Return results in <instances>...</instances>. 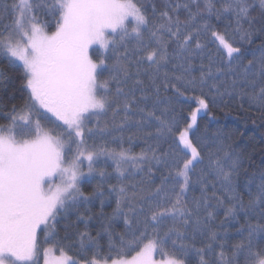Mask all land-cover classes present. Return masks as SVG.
Here are the masks:
<instances>
[{
	"label": "snow or ice",
	"instance_id": "6c2138e0",
	"mask_svg": "<svg viewBox=\"0 0 264 264\" xmlns=\"http://www.w3.org/2000/svg\"><path fill=\"white\" fill-rule=\"evenodd\" d=\"M217 2L185 0L168 4L159 13L153 5L152 15L158 19H150L140 0L0 2V21L10 19L0 31V52L22 66L21 90L26 92L23 105H14L8 123L0 124V264H40L41 250L43 264H189L192 253L199 257V264H210L205 248L184 241L191 229L193 238L197 233L206 235L207 252H213L220 237L205 232L215 214L209 210L212 201L219 206L226 200L231 205L226 216L241 209H264V173L248 205L237 202L235 178L243 167L242 158L225 151L222 144L209 153L207 167L193 179L203 156L191 135L199 113L208 108L204 87L209 81L210 90L219 97L247 98L264 110V50L259 57L247 59L242 46H236L227 33L231 28L241 41L251 42L256 22L252 11L257 5L250 0H219L217 7ZM181 7L187 12L184 20L177 14ZM258 7L264 15V0H258ZM213 16L217 21L229 18L224 32L213 26ZM53 24L54 31H50ZM258 31L264 32V27ZM209 34L211 39L202 43ZM208 44L216 46L220 66L213 71L212 64L206 70L201 64L197 77L192 56ZM225 77L230 83L222 89L221 78ZM3 79L7 78L0 74ZM197 88L200 95H186ZM161 89L195 101L197 107L183 127L171 99H161ZM149 99L151 108L135 107ZM121 109L124 115L115 125L117 130L135 124L137 131H143V126L154 120L156 138L170 141L169 150L160 154L158 147L148 145L132 153L123 147L117 151L106 143L89 144L96 129L109 131L107 124L89 127V121L93 117L99 121L109 111L115 117ZM134 112L140 113L139 119L130 115ZM212 143H217L216 134ZM204 144L207 146V138ZM102 158L115 165L117 183L109 185L116 204L111 218L123 217L132 238L126 239L127 232L120 234L117 247L109 232L110 244L104 252L87 232H81V249L86 237L92 245L90 258L85 254V258L76 259L61 248L60 257L53 260L52 248L41 249L38 229L43 225L47 243V230L55 228L59 213L104 196L103 183L111 174L96 167ZM85 161L87 172L83 171ZM153 164L168 170L155 189L145 191L138 181L125 183L134 171L144 172L145 166L150 180ZM97 174L101 182L86 194L81 190L82 180ZM197 188L200 196L189 198ZM257 232L264 233V225L250 228L247 245L237 244L232 259L220 244L216 253L220 264H233L236 256L245 252V264H264V248L253 250L252 238ZM135 248L139 250L129 256L128 250ZM156 252L163 257L160 262L153 259Z\"/></svg>",
	"mask_w": 264,
	"mask_h": 264
},
{
	"label": "trees",
	"instance_id": "16d2710c",
	"mask_svg": "<svg viewBox=\"0 0 264 264\" xmlns=\"http://www.w3.org/2000/svg\"><path fill=\"white\" fill-rule=\"evenodd\" d=\"M3 2V0H0ZM10 5L12 0H6ZM144 5L150 19H158L152 15L153 5L156 8V12L165 9L168 4L175 5L176 3H183L185 0H140ZM251 3H255L257 6L252 11V16L255 17V24L252 26L253 35L251 42L241 41L239 34L235 33L231 28L227 29L228 38L232 40L236 46H242L246 58L251 59L253 55L259 57L262 50H264V32L258 31L261 27H264V15L258 7V0H250ZM219 7V0L217 2ZM170 10V9H169ZM195 10V9H193ZM179 18L184 20L187 16V12L181 7L178 10ZM42 19H48L42 17ZM10 23V19H4L0 21V31L3 30L4 24ZM211 23L217 30L224 32L226 26L230 23L229 18H224L220 21L215 19V16L211 18ZM245 28L248 25L245 24ZM50 31H54V24L49 28ZM210 34L207 38H202V43H207L210 40ZM131 47V45H129ZM175 47V45H173ZM245 59L244 63L247 62ZM193 63V75L199 77L200 65L203 64L205 70L210 64L213 65V71L215 67L220 66V56L216 52V46L214 44H208L203 51H197L192 56ZM168 70L172 71L171 65L168 66ZM0 74H3L7 79L0 80V124L8 123L7 117L11 114L12 108L15 105L20 108L26 97V92L21 90L22 85V66L13 63L3 52H0ZM147 82L146 76H141ZM223 85L230 83L225 77L221 78ZM218 80L217 83H220ZM212 81L208 82V85L204 87V95L207 98L208 108L202 110L197 118V125L193 129V135L191 138L193 142L201 149L203 156V163L196 166L193 179L200 174L201 169H205L208 165L209 153H214L218 144H222L225 151L232 152L234 155H238L242 158L243 167L240 169L239 176L236 177V193L237 202L242 201L244 205H248L250 197H254L257 191V186L260 184V176L264 173V110H262L257 103H250L247 98H240L238 96H227L223 98L216 95L214 90H210ZM113 85V89H114ZM131 87L129 82L128 88ZM127 90V89H126ZM139 90L136 95L139 97ZM200 90L197 88L194 92L189 90L186 95H200ZM171 99L172 105L175 109V115L181 120V126L188 121L191 111L197 107L194 100H185L183 97H177L176 94L169 89L165 92L161 89L160 97L163 100L164 97ZM215 96V99L213 98ZM152 100L147 102L139 101L135 107H148L151 108ZM159 114V113H158ZM172 113H170L171 115ZM124 112L121 109L120 113L113 117L111 111L100 117L99 121L93 117L88 126L99 123L100 127L108 126V132L100 133L99 129H96V136L93 139H89L88 143L104 144L108 147L120 150L121 147L130 149L132 153H139L142 149L148 145L158 147L160 154L169 150L170 141L161 138L159 141L156 138V122L153 120L149 124L143 126V131H137L135 124L127 125L122 131L117 130L115 125L118 124L123 118ZM134 119H139L140 113H130ZM46 123V122H45ZM151 132L152 135L148 136L147 133ZM216 134L217 143H212V138ZM132 139H129V137ZM207 138L208 144L205 146L204 139ZM98 169L103 168L107 173L111 175L105 178L103 183L104 196H97L87 205L81 203L78 208L70 209L66 214L61 212L57 215L54 221L55 228L48 229L50 233L48 242L45 243V230L42 229L38 232L41 242V249L43 247H49L53 249V253L61 254V248H63L68 255L73 256L76 259L85 258L87 254L88 258L91 256L92 245L87 242L85 238L84 248L81 249V241L79 233L87 232L96 244L103 249L104 252L108 251L110 240L108 233L111 232L112 242L117 247L120 246L119 235L127 232L126 226L123 222V217L119 219H113L112 213L115 208V196L109 195V185L116 184V173L114 171L115 165L111 160L102 158L96 165ZM152 175L149 180L147 176L148 168L145 166L144 172L134 171V174L128 176L125 179V183L128 181L140 182V187L145 191L155 189L160 184L161 177L167 175V169L163 166L152 165ZM101 182L99 175H95L93 179H86L81 182V190L86 194L93 192L97 185ZM212 195L211 190L208 193ZM217 195L221 199H225L222 192L217 191ZM193 196H200V191L197 188L194 192L189 193V198ZM101 199L104 200L103 206L101 205ZM213 207L209 210L214 211V217L208 221L205 232H215L218 234V239L214 244L213 252H207V244L209 241L206 235H200L197 233L193 238V233L189 229L187 233V239L185 243L193 245L195 248H205V258L210 264H220L217 259L216 253L221 249L220 244L224 245V251L229 259H232V250L237 244L248 243L250 228H255L257 225H264V209L261 207H255L250 210L241 209L236 212L234 216H226V210L231 205L225 203L223 205H217L216 201H212ZM83 215V219L80 218ZM170 223V222H169ZM135 222L133 218V228H135ZM142 227V225H141ZM107 228V231L105 229ZM163 232V229H161ZM131 232H127L126 239H131ZM252 244L256 247L264 248V233H254L252 238ZM135 250H128V255H135ZM42 251V250H41ZM247 253H240L236 256L233 264H245V258ZM156 259H163L159 252L155 253ZM189 264H199V257L194 253L189 256Z\"/></svg>",
	"mask_w": 264,
	"mask_h": 264
},
{
	"label": "rangeland",
	"instance_id": "374dc122",
	"mask_svg": "<svg viewBox=\"0 0 264 264\" xmlns=\"http://www.w3.org/2000/svg\"><path fill=\"white\" fill-rule=\"evenodd\" d=\"M7 56V55H6ZM9 58V57H8ZM10 59V58H9ZM13 63H16V64H18V65H20L19 64V62H17V61H12ZM21 66V65H20ZM195 128V127H194ZM83 171H85V172H87V162L85 161V164H84V167H83ZM87 178H85L84 180H86ZM83 181V180H82ZM42 229H44L43 228V225L41 226V228L40 229H38V232L40 231V230H42ZM60 255L61 254H55V253H53V252H51L50 253V258L51 259H53V260H55L56 258H58V257H60ZM153 259L155 260V261H157V262H160L162 259H156L155 258V253H154V255H153ZM40 264H43V252L41 251V257H40Z\"/></svg>",
	"mask_w": 264,
	"mask_h": 264
}]
</instances>
